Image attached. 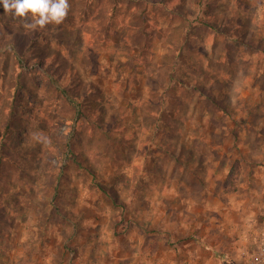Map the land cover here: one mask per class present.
I'll list each match as a JSON object with an SVG mask.
<instances>
[{"label":"rangeland","instance_id":"1","mask_svg":"<svg viewBox=\"0 0 264 264\" xmlns=\"http://www.w3.org/2000/svg\"><path fill=\"white\" fill-rule=\"evenodd\" d=\"M68 2L0 4V264H264V0Z\"/></svg>","mask_w":264,"mask_h":264},{"label":"clouds","instance_id":"2","mask_svg":"<svg viewBox=\"0 0 264 264\" xmlns=\"http://www.w3.org/2000/svg\"><path fill=\"white\" fill-rule=\"evenodd\" d=\"M4 13L19 20L29 31L64 22L70 8L68 0H0Z\"/></svg>","mask_w":264,"mask_h":264},{"label":"crops","instance_id":"3","mask_svg":"<svg viewBox=\"0 0 264 264\" xmlns=\"http://www.w3.org/2000/svg\"><path fill=\"white\" fill-rule=\"evenodd\" d=\"M199 182H201V184L196 186L199 189L198 193L193 192L191 190H184L183 191L184 193L188 192L189 194L185 193L184 195L182 194L181 197H177V196H179V192L176 191L174 188L169 193L172 195V197L176 196L177 198H186V199H190V200L193 199V198H190V196L193 197V194H191V193H195L197 199L202 200V201H204L205 199L213 198V199L217 200V204L215 206L219 207V209L223 207L224 209L230 210L231 214H233L234 212H237V213H240L242 215V212L239 209L244 208L245 206L243 204L239 203L238 194L236 192H233V190H228V189H230L229 185L225 187V181L223 178H220L218 180H214V182H213L214 188H211V187L207 188L206 187L207 183L205 181L203 182V180H201ZM222 197H226L227 199L230 200L229 205H228V202L222 201L223 200V199H221ZM154 198H157V196H154L153 199ZM186 203H188V202H186ZM198 204H199L198 206H200V207H204V208L208 207V206H205L204 203L202 204V203L198 202ZM172 209H171V212H172ZM173 215H176V212H174ZM224 225L228 229H230V227H231L229 223H226ZM245 226H246V224H245ZM248 230H249V228H248V226H246V232ZM176 245L177 244H173V246H176ZM199 250H200V248H199ZM173 251H174V249H173ZM178 257L181 258L182 255H181V257L180 256H178ZM174 258H175V256H174Z\"/></svg>","mask_w":264,"mask_h":264},{"label":"built area","instance_id":"4","mask_svg":"<svg viewBox=\"0 0 264 264\" xmlns=\"http://www.w3.org/2000/svg\"><path fill=\"white\" fill-rule=\"evenodd\" d=\"M262 252H263V254H264V248L262 249Z\"/></svg>","mask_w":264,"mask_h":264},{"label":"trees","instance_id":"5","mask_svg":"<svg viewBox=\"0 0 264 264\" xmlns=\"http://www.w3.org/2000/svg\"><path fill=\"white\" fill-rule=\"evenodd\" d=\"M216 24V23H215ZM214 26V25H213Z\"/></svg>","mask_w":264,"mask_h":264}]
</instances>
